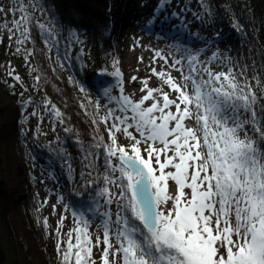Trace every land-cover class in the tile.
Wrapping results in <instances>:
<instances>
[{
    "label": "snow or ice",
    "instance_id": "6c2138e0",
    "mask_svg": "<svg viewBox=\"0 0 264 264\" xmlns=\"http://www.w3.org/2000/svg\"><path fill=\"white\" fill-rule=\"evenodd\" d=\"M170 2L160 0L158 10ZM198 3L203 13L193 16H210L205 0ZM187 10L171 13L185 29L182 17ZM37 12L46 15L40 0H10L7 12L0 5V43L6 32L10 44L16 45L14 54L22 53L30 71L36 72L30 63L35 49L27 47L35 43V28L63 67L59 33ZM232 26L242 30L237 22ZM73 42L82 43L75 31L63 60L70 59ZM169 47L173 50L167 54L153 49L146 77H131L130 83L141 84L138 99L125 91L114 58V70L101 69V74L115 77V83L101 84L100 95L89 96L87 106L81 103L94 134L90 142L78 134L74 140L81 170L79 189L72 190L86 199L63 203L57 193L63 207L54 230L58 264H264V82L259 74L248 77V65L239 66L218 49L204 57L206 47ZM138 60L142 63L143 57ZM157 61L162 62L159 70ZM217 67L227 70L216 71ZM7 75L22 83L14 69ZM153 77L160 83L150 87ZM41 79L33 76L37 85ZM9 87L14 89L15 83ZM21 103L22 109L34 105L31 97ZM46 115L53 132L57 124L66 125L65 114L47 99L29 114L37 117L38 130ZM63 131L70 134L73 129L64 126ZM55 142L58 146L49 141L50 150L62 162L67 180L75 183L73 158L58 135ZM47 202L46 198L43 204ZM51 207L55 212L57 204ZM69 215L73 226L64 232ZM41 222L51 235L48 218Z\"/></svg>",
    "mask_w": 264,
    "mask_h": 264
},
{
    "label": "trees",
    "instance_id": "16d2710c",
    "mask_svg": "<svg viewBox=\"0 0 264 264\" xmlns=\"http://www.w3.org/2000/svg\"><path fill=\"white\" fill-rule=\"evenodd\" d=\"M0 2L2 6H10V0ZM40 2L46 10V15L41 16L39 12L36 15L58 31L63 67L57 61L55 50L48 52L35 28V43H29L28 47L35 49L30 63L37 69L36 72L30 71L22 53L14 54L16 45L10 44L6 33L0 43V264H58L56 250L52 253L46 247L47 235L41 222L44 217L40 218L39 211L37 212L38 201L34 197L32 187L34 168L49 171L56 176L57 181L64 187V203H82L83 199H86L75 196L72 190L74 187L79 189L81 170L80 152L74 140L78 134L81 140L90 142L94 134L91 117L85 114L81 103L87 106L89 96L95 99L100 95V82L105 85L112 84L111 76L101 74V69H107L109 72L113 70L111 61L114 56L109 54L111 21L107 13L110 0ZM205 2L213 16L226 18L227 24L234 30V22L242 26V30L245 29L242 22L249 16L247 14L258 13L256 9L262 6H242L241 3L237 15L229 16L225 1ZM73 31L79 34L82 43L73 42L70 46V59L63 60ZM250 33L253 35L252 31ZM93 35L99 39L93 38ZM262 53L264 54V49ZM12 69L21 76L22 83L14 82L13 78L7 75ZM37 74L42 77L38 85L33 80V76ZM13 83L14 89L9 87ZM81 87L87 91L82 92ZM21 92L24 93L23 97L20 96ZM29 97L34 101V105H42L45 99L57 105L65 114L64 126L71 127L73 132L64 133V126L59 124L53 132L47 115L40 124L44 129L38 130L37 117L29 116L34 105L22 109V100ZM40 111L43 112L42 107ZM25 116L29 117L26 121ZM40 132L47 135L39 134ZM100 132L107 139L103 125ZM57 135L73 158V166L76 169L75 183L67 180L60 167L62 162L50 150L49 141H53L52 146H58L55 142Z\"/></svg>",
    "mask_w": 264,
    "mask_h": 264
},
{
    "label": "bare ground",
    "instance_id": "6f19581e",
    "mask_svg": "<svg viewBox=\"0 0 264 264\" xmlns=\"http://www.w3.org/2000/svg\"><path fill=\"white\" fill-rule=\"evenodd\" d=\"M186 1L171 0L163 11L158 10L160 0H118V5L116 3L113 19L117 25L116 33L119 34L118 45L126 82L125 91L135 93L137 99L142 95L139 91L141 84L129 81L132 76L144 78L149 74L148 65L154 55L153 49H162L164 54H167L173 50L169 45L186 43L194 50L206 47V57L217 49L220 54L223 51L228 52L231 49L230 42L239 44V40H242L241 32L234 36L225 25H213L210 16H207V20L203 16L201 19L195 18L193 13H202L203 9L190 7ZM183 8L188 9L182 17L188 25L187 29L182 26L180 19L171 15L172 12H179ZM139 57H143L142 63L139 62ZM160 63L162 62L157 61V70ZM173 75L178 73L173 72ZM159 83L160 81L153 77L149 86L155 87Z\"/></svg>",
    "mask_w": 264,
    "mask_h": 264
},
{
    "label": "rangeland",
    "instance_id": "374dc122",
    "mask_svg": "<svg viewBox=\"0 0 264 264\" xmlns=\"http://www.w3.org/2000/svg\"><path fill=\"white\" fill-rule=\"evenodd\" d=\"M118 0H110V6H109V11L107 13L109 14V19L111 21V30H110V40L111 44L109 47V54L111 56H114L115 59L119 61V67L121 72L123 73V67L121 64V55L119 52V45H118V39H119V34H117V25L114 23V7L116 5ZM225 1L226 3V8L229 16H234L237 15V9L240 8L241 3L242 6H245L249 4L250 6L258 4L261 6L260 8H257L258 13L254 12H249V16H246L244 23V28L241 30V33L243 35L242 40H239V44L234 42V43H229L230 44V51L221 53V55H228L233 58L235 62L238 63L239 66L243 65H248L247 69V76L251 77L254 74H259L261 81L264 82V54L263 49H264V0H222ZM2 4V2H0ZM186 3L190 7H195L198 10L201 9L200 4L198 3V0H187ZM118 5V3H117ZM5 11L7 12L8 7L4 6ZM203 13V10H202ZM205 17L207 20V16L209 15L204 14L202 15ZM211 17V23L213 25L217 24H223L225 27H227L233 34L234 36H238L236 34L240 33V31H236L227 24L226 18H218L216 16H213L212 14L210 15ZM7 18L11 20L12 14L8 13ZM3 20V17L0 16V21ZM250 31L253 32V35L250 33ZM6 33V32H5ZM7 34V33H6ZM89 36V38H91ZM97 37L96 35H93V38ZM97 39H99L97 37ZM15 44V43H14ZM13 44V45H14ZM88 44V43H87ZM90 45V44H88ZM239 45V47L237 46ZM28 47V45H27ZM90 47V46H89ZM91 47H93V43L91 44ZM110 59V58H109ZM112 62V61H111ZM109 62V63H111ZM253 62H255V71L253 70ZM114 70V69H113ZM112 70V71H113ZM216 70H227L225 67H217ZM111 83L114 84L116 78L112 77L110 79ZM109 81V80H108ZM105 83V82H104ZM102 84V82L99 83V85ZM124 87L126 89V82H124ZM114 94L117 93L118 90L114 89ZM261 103H264V101H261ZM38 124V120H36ZM39 129H44L41 125L39 126ZM121 143H126V141L121 138ZM49 171H44L38 168H34V173L32 175L33 181H32V187L34 190V197L38 201V208L37 212L39 211V216L40 218H48V222L50 227L47 229L49 233H52L51 235H47V242H46V247L53 253L56 250V236H55V228L57 226V221L60 219V213L63 212V207L62 204L57 203V193L59 195H62L64 197V187L61 183L57 181L56 176L52 173V177L49 176ZM43 181V183H41ZM171 183V182H170ZM174 188V186H173ZM47 198V204H43V201ZM64 203V201H63ZM57 204V209L55 212H53L52 205ZM42 205V206H41ZM98 223V222H97ZM73 226L72 224V218L69 215L68 219L64 221V228L63 231L67 232L69 228ZM95 230V225H93V231ZM102 237V232L100 233ZM103 248V245H101V250ZM94 252H96V258L97 260L99 259V252L94 249Z\"/></svg>",
    "mask_w": 264,
    "mask_h": 264
}]
</instances>
